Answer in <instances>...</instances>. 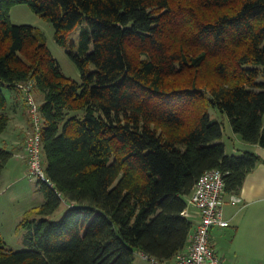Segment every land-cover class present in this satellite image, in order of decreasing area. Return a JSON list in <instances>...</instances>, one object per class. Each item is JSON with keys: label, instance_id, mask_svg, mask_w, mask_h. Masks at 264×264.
<instances>
[{"label": "trees", "instance_id": "16d2710c", "mask_svg": "<svg viewBox=\"0 0 264 264\" xmlns=\"http://www.w3.org/2000/svg\"><path fill=\"white\" fill-rule=\"evenodd\" d=\"M21 3L60 45L84 25L67 50L80 81L34 26L11 22ZM26 84L42 96L49 181L37 180L43 201L19 222L26 248L0 233V264H133L137 251L170 260L192 232L182 211L200 175L217 168L236 193L261 160L228 154L209 109L264 148V0H0V135L3 88L25 97ZM11 156L0 145V171Z\"/></svg>", "mask_w": 264, "mask_h": 264}, {"label": "crops", "instance_id": "0c3cea01", "mask_svg": "<svg viewBox=\"0 0 264 264\" xmlns=\"http://www.w3.org/2000/svg\"><path fill=\"white\" fill-rule=\"evenodd\" d=\"M7 107L10 121L4 136L0 139L4 147L12 151L10 159H15L13 164L7 167L16 168L24 166L26 169L24 145L19 144L15 137L17 130H27L28 118L25 109L24 96L18 92H10ZM234 133V132H233ZM22 136V135H21ZM235 141L232 143L228 154L240 153L241 150L251 149L255 151L260 161L255 168L245 177L240 190L236 193H226L223 203V217L229 221L225 227L214 226L211 228L210 240L215 251L221 258L222 264H264V148L258 144H249L243 141L236 133L232 135ZM9 138H11L9 140ZM9 146H7V145ZM22 164H19V160ZM25 162V163H24ZM4 179L3 170L0 171V181ZM235 194L240 198L238 202H231L230 196ZM194 230L199 217L196 210L190 207ZM189 241L186 247H188ZM185 247V248H186ZM167 261H172V258ZM133 264H150L143 258L140 251L135 252Z\"/></svg>", "mask_w": 264, "mask_h": 264}, {"label": "rangeland", "instance_id": "374dc122", "mask_svg": "<svg viewBox=\"0 0 264 264\" xmlns=\"http://www.w3.org/2000/svg\"><path fill=\"white\" fill-rule=\"evenodd\" d=\"M10 20L14 24H29L34 26L37 34L46 43L51 54L57 59L62 72L76 81L81 80L80 70L68 55L67 50L70 48L76 50L79 33L84 25L75 27L68 34L67 45L63 46L56 42L54 38V27L51 22L35 13L26 3L17 4L11 8ZM92 68V66H89V69ZM3 92L9 99L10 91L7 88H3ZM31 92L37 103H41V94L34 90ZM24 106L29 121L28 129L22 133L20 129L17 130V135L15 137L19 140V144L23 143V145L31 130L26 101ZM209 113L213 119L222 122L223 136L221 141L227 145V151H230L231 145L235 139L232 137L234 133L231 129L227 114L212 107L209 109ZM5 132L7 133V131H4L1 134V138L4 136ZM10 139L11 138H9V140ZM4 143L5 142H2L0 139V145L3 146ZM23 160L27 163L26 157H23ZM14 162L15 159H10L8 164H13ZM21 162L22 161L19 160V164H22ZM27 172V164L26 169H24V166L16 168L7 167L3 169L4 179L0 181V233L4 237L7 246L13 250L26 248L23 244L25 231L19 227V222L28 209L38 206L43 201V195L39 190V183L34 179L31 180ZM66 210L67 205L63 201L58 209L54 213L48 215L47 218L50 220H58L64 215Z\"/></svg>", "mask_w": 264, "mask_h": 264}, {"label": "built area", "instance_id": "2783aa9c", "mask_svg": "<svg viewBox=\"0 0 264 264\" xmlns=\"http://www.w3.org/2000/svg\"><path fill=\"white\" fill-rule=\"evenodd\" d=\"M20 87L25 92L31 127L24 144L27 174L31 180L49 181L44 171L42 157L41 129L43 119L39 104L32 95L31 84L20 85ZM224 198L225 184L222 172L217 168L207 169L196 181L187 197L186 207L182 211L184 216L191 218L190 207H192L199 217L194 230L189 235L188 247L177 252L170 262L141 252L143 258L148 260L150 264H222L221 258L210 240V232L214 226L225 227L229 225V221L223 217ZM230 200L235 203L240 198L232 194Z\"/></svg>", "mask_w": 264, "mask_h": 264}]
</instances>
